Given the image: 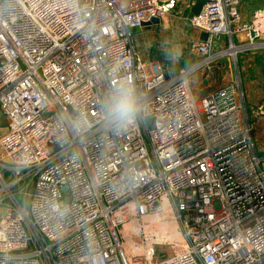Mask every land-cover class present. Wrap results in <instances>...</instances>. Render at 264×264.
<instances>
[{"label":"built area","instance_id":"2783aa9c","mask_svg":"<svg viewBox=\"0 0 264 264\" xmlns=\"http://www.w3.org/2000/svg\"><path fill=\"white\" fill-rule=\"evenodd\" d=\"M180 4L194 2L0 0V264H137L121 230L134 219L149 238L164 220L182 236L142 264H264V158L240 83L199 98L190 84L217 58L264 45V9L249 23L241 0H207L186 21L208 33L184 44L198 61L174 73L135 41ZM119 87L141 107L121 128L103 116Z\"/></svg>","mask_w":264,"mask_h":264},{"label":"rangeland","instance_id":"374dc122","mask_svg":"<svg viewBox=\"0 0 264 264\" xmlns=\"http://www.w3.org/2000/svg\"><path fill=\"white\" fill-rule=\"evenodd\" d=\"M152 28H154V26L145 27L143 32L137 33V39L135 41V45L137 46V49L138 51H140L143 58L158 60L162 64H167V65L170 64L173 67L172 70L174 72H176L179 68H182V66L184 68L191 67L189 66L190 60L187 63L188 65L187 66L185 62H182V60L179 59L174 48L172 49L171 44L164 46V43L167 42V38H165L167 37V33L163 31L158 35V32L160 31H157L156 32L157 34H155L154 33L155 29ZM150 29L152 32L149 31ZM224 48H227V45ZM213 51L218 52L219 51L218 46H216V48H214ZM185 53L189 54V52H185ZM187 57L188 59H192L195 56L189 54L187 55ZM237 57H238L237 59L235 58L233 59L232 56L219 57L213 62H211L209 66L205 65L202 68L203 69L202 71L200 69L196 70V72L190 75L192 79L195 77L196 74H198L197 79L193 83V85L198 90L202 88L201 92L203 94H206L212 88L219 86L223 83H226L230 81V79H234L233 76H235L237 77L240 86H242V89H244L245 93L247 92V90H250L253 87H258V89L260 90L258 96L264 97L262 96L264 94V79L256 81L257 80V75L255 74L256 66L254 64L255 61H253L255 55H253L252 52H243L242 54L238 53ZM196 59H198V57H196ZM199 83L201 85H199ZM6 125H7V119L4 113L2 112V110L0 109V136L4 133ZM252 136H254L253 132H252ZM263 147L264 146L261 145L259 147L260 148L259 151H264L262 150L264 149ZM259 155L261 158H264V152L263 153L260 152ZM162 222L163 223L170 222V220H164ZM121 230L123 232L124 227H121ZM174 230L178 232L177 225L175 226ZM147 234H148L147 230L145 228H142L140 233V241L143 244L144 248L149 246V244H151L152 249H154L156 253V255L154 256V261H157L161 257L172 253L173 250L171 248L172 247L171 243L175 242L176 240L174 239H173L174 241L171 240L172 238L171 230H168L165 234L159 231L158 235L150 236L152 239H150ZM125 241L126 240H124V242ZM145 252L146 251H143V253Z\"/></svg>","mask_w":264,"mask_h":264},{"label":"crops","instance_id":"0c3cea01","mask_svg":"<svg viewBox=\"0 0 264 264\" xmlns=\"http://www.w3.org/2000/svg\"><path fill=\"white\" fill-rule=\"evenodd\" d=\"M193 2H194V4L191 5V7L183 6L180 4L179 5L180 9L173 12L169 17H167L165 19L164 22H162L160 24L145 26V27L154 26V28H152V29H155V32H154L155 34H157L156 33L157 31H160V32H158V35L163 31L165 33H167V37H165V38H167V42L164 43V46L171 44L172 49L174 48L177 55H178L177 46H178V44H180V42H183V44H182L183 56L179 59H181L182 62H184V61L186 62V61L190 60L189 66H192L195 62L198 61V59H196V57H194L192 59H188L187 55H189L190 53L189 54L185 53V52H188V50L186 49L184 44H185V42H187V40H189L191 38H196L197 36L198 37L200 36V38H201V34H199L194 29L190 28L186 22L187 18L193 13L192 12L193 8L199 3V0H193ZM263 9H264V0H241L240 12H241L242 19L245 22L250 23V22L254 21L256 18V13L259 11H262ZM262 24H263V22L261 21L260 25H262ZM145 27L142 30H140L139 32H143ZM149 31H151V29ZM234 41L238 45L246 43L244 35H240L239 37L234 38ZM243 52H252V54L255 55V58L253 59V61H255L254 64L256 66V70H255L256 71L255 74L257 75L256 81L263 80L264 79V46L260 44V45L254 46V47L243 48L242 51H240L239 53L242 54ZM191 55H193V54H191ZM144 59H146V58H144ZM220 65H221V63H220ZM179 69L174 73H177L179 71ZM200 70L202 71L203 69H200ZM197 76H198V74H196L195 77L192 79L190 77V84H191V88H192L194 96L196 98H199L203 95V93L201 92L202 88H200L198 90L193 85V83L197 79ZM233 78L234 79H230V81L238 80L237 77H235V76H233ZM199 85H201V84L199 83ZM240 90L243 92V95H244L242 102L244 103V107L246 108V115H247L246 118H247L248 123L250 124V127H251V134H252V132L254 133V136H252V138L255 142L257 152H258V154L260 152L263 153L264 151H259V149H260L259 147L261 145L264 146V97L258 96V94L260 92L258 87H253L252 89L247 90L246 93H245L244 89H242V86H240ZM260 95H261V93H260ZM262 96H264V94ZM252 102L254 105L252 104ZM262 150H264V149H262Z\"/></svg>","mask_w":264,"mask_h":264},{"label":"clouds","instance_id":"9594fccd","mask_svg":"<svg viewBox=\"0 0 264 264\" xmlns=\"http://www.w3.org/2000/svg\"><path fill=\"white\" fill-rule=\"evenodd\" d=\"M140 111L139 100L131 88L114 89L103 103L104 119L117 128L133 123Z\"/></svg>","mask_w":264,"mask_h":264},{"label":"bare ground","instance_id":"6f19581e","mask_svg":"<svg viewBox=\"0 0 264 264\" xmlns=\"http://www.w3.org/2000/svg\"><path fill=\"white\" fill-rule=\"evenodd\" d=\"M235 50H236V48H231L229 50V52H232V54H233V52ZM123 212H124V210L121 211V213H123ZM130 213H132V212H130ZM141 226H142L141 223H139V221L137 219H134V220L126 223L124 226V230H123L124 237L126 240V242L123 243V246L125 247L127 253L131 252L134 254L137 264L143 263V254H142L143 251H146L147 253H151V251L153 250L151 244H149V246H147L145 248L143 247V244L140 241ZM175 226H176L175 222L170 221V222L160 223L159 228H158V230L164 234L168 230L172 231L171 240L172 241L176 240L175 242L171 243L172 244V247H171L172 250L175 248L174 245L176 243L181 244V242H182V236L174 230ZM150 239H152V238H150Z\"/></svg>","mask_w":264,"mask_h":264},{"label":"water","instance_id":"95a60500","mask_svg":"<svg viewBox=\"0 0 264 264\" xmlns=\"http://www.w3.org/2000/svg\"><path fill=\"white\" fill-rule=\"evenodd\" d=\"M206 1H207V0H199V3H198V4L193 8V10H192L193 14H199V12H200L202 6L205 4ZM158 24H160V19H158V18H154V19H153L152 21H150V22H145V23H143V26L158 25ZM207 37H208V33H207V32H203V33L201 34V39H204V40H205V39H207ZM263 46H264V45H263ZM177 52H178V57L181 58V57L183 56V50H182V45H181V44H178V46H177ZM146 122H147L148 124H151V126H153V124H154V119L151 118V117H148V118L146 119ZM63 190L66 191L67 188L64 186V187H63Z\"/></svg>","mask_w":264,"mask_h":264},{"label":"trees","instance_id":"16d2710c","mask_svg":"<svg viewBox=\"0 0 264 264\" xmlns=\"http://www.w3.org/2000/svg\"><path fill=\"white\" fill-rule=\"evenodd\" d=\"M184 62H185V61H184ZM188 62H189V61H186L185 64L187 65Z\"/></svg>","mask_w":264,"mask_h":264}]
</instances>
